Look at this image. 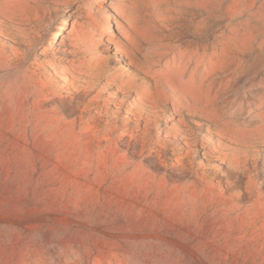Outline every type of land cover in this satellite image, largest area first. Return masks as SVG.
Returning <instances> with one entry per match:
<instances>
[{
  "label": "rangeland",
  "instance_id": "374dc122",
  "mask_svg": "<svg viewBox=\"0 0 264 264\" xmlns=\"http://www.w3.org/2000/svg\"><path fill=\"white\" fill-rule=\"evenodd\" d=\"M0 264H264V0H0Z\"/></svg>",
  "mask_w": 264,
  "mask_h": 264
}]
</instances>
